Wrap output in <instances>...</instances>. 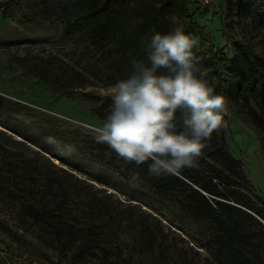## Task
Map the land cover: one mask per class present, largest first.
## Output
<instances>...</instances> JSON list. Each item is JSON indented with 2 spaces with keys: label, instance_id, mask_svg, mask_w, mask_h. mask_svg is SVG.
<instances>
[{
  "label": "rangeland",
  "instance_id": "1",
  "mask_svg": "<svg viewBox=\"0 0 264 264\" xmlns=\"http://www.w3.org/2000/svg\"><path fill=\"white\" fill-rule=\"evenodd\" d=\"M52 1L0 0V94L6 97L0 122V264L215 263L208 250L210 236L196 227L204 222L126 174L127 161L95 141L105 121L99 111L112 103V76L118 70H109L103 48L65 31L60 17L46 11ZM263 4L192 0L196 45L204 50L214 46L232 57L241 40L264 55V33L254 28L251 15ZM221 77L220 71L218 83ZM71 79L80 85H68ZM217 92L228 102L227 123L217 132L247 175L235 188L264 208L259 200L264 199V102L255 91L238 100L223 87ZM256 114L263 118L261 126L254 122ZM49 135L73 144L75 153L66 156L45 143ZM208 176L201 177L207 184ZM57 179L66 187L53 199L49 184ZM98 203L107 205L108 212L99 213ZM44 206L48 220L39 221L33 212ZM90 220L104 222L102 243L108 251L99 246L78 258L54 240L53 223L86 226ZM84 233L78 231V242Z\"/></svg>",
  "mask_w": 264,
  "mask_h": 264
},
{
  "label": "trees",
  "instance_id": "2",
  "mask_svg": "<svg viewBox=\"0 0 264 264\" xmlns=\"http://www.w3.org/2000/svg\"><path fill=\"white\" fill-rule=\"evenodd\" d=\"M191 3L192 0H53L47 4L46 11L60 17L68 34L81 35L103 48L105 60L111 65L109 70H118L112 76L111 84H114L129 69L133 58L145 57L147 45L156 31H169L176 25L174 18L182 20L184 30L196 36L197 24L192 18ZM251 15L254 28L264 33V4L260 12ZM194 52L206 73L205 78L216 92L223 87L231 98L238 100L255 91L264 102V55L257 54L241 40L236 42L232 57L221 55L222 52L214 46L204 50L195 45ZM220 71L222 77L218 83ZM75 80H69L68 85H80ZM5 105L6 97L0 94V122ZM110 106L99 111L103 119H106ZM262 121L260 115L254 116L258 126ZM217 130L206 141L199 167L184 168L180 172L192 183L180 175L151 176L148 162L137 165L134 161H127L126 174H133L161 197L174 200L184 213L204 222L203 225L197 223L196 227L210 236L208 250L215 263L209 260V264H264V222L258 218L264 220V208L235 188L238 179L246 180L247 175L241 159L228 149L225 138ZM203 173L210 176L208 184L201 178ZM193 183L201 185L205 192ZM49 186L53 199L58 198L59 190L66 187L63 180L58 179L51 180ZM259 200L264 204L262 197ZM98 206L99 213L108 212L107 205L98 203ZM33 215L39 221H47V207L37 208ZM52 226L54 240L63 246L64 251H73L75 257L93 253L99 246L109 250L102 243V232L106 230L100 220H90L86 226L78 225L82 228L64 222ZM74 227L77 228L75 231ZM80 230L85 233L78 242ZM6 231L12 233L8 227ZM153 240L150 236V241ZM44 257L49 260L47 255Z\"/></svg>",
  "mask_w": 264,
  "mask_h": 264
},
{
  "label": "clouds",
  "instance_id": "3",
  "mask_svg": "<svg viewBox=\"0 0 264 264\" xmlns=\"http://www.w3.org/2000/svg\"><path fill=\"white\" fill-rule=\"evenodd\" d=\"M196 44L180 24L156 31L145 57L133 58L111 87L110 111L96 129L95 141L126 161L148 162L154 177L199 167L206 141L227 123L228 102L205 78ZM44 140L63 155L76 151L73 144L52 135Z\"/></svg>",
  "mask_w": 264,
  "mask_h": 264
}]
</instances>
